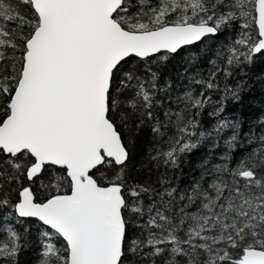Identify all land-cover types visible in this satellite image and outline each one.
<instances>
[{"label":"snow or ice","instance_id":"1","mask_svg":"<svg viewBox=\"0 0 264 264\" xmlns=\"http://www.w3.org/2000/svg\"><path fill=\"white\" fill-rule=\"evenodd\" d=\"M229 28L225 67L165 104L160 68ZM257 55L264 0H0V217H12L0 264L29 247L37 264H264V131L245 134L255 146L234 159L239 123L199 119L216 74ZM145 125L157 168H179L205 141L224 151L184 186L167 171L131 182L132 133Z\"/></svg>","mask_w":264,"mask_h":264},{"label":"trees","instance_id":"2","mask_svg":"<svg viewBox=\"0 0 264 264\" xmlns=\"http://www.w3.org/2000/svg\"><path fill=\"white\" fill-rule=\"evenodd\" d=\"M235 38H237V32L234 29H225L215 37H208L203 42L187 46L180 55L161 67L157 86L161 89L158 93L159 97H165L167 93L164 103H171L175 108L177 97L189 90L199 92L201 85L196 84L195 81L207 79L217 66L225 67L223 56ZM216 82L220 84V89L205 91L206 96H212L213 103L204 110L199 119L205 129H211L219 118L239 123L244 143L234 153V159H238L255 146V143L248 142L245 134L249 131L257 134L264 131V56L257 55L251 64L233 69V74L227 78L224 77L223 72H218ZM242 85L244 87L242 91H239L238 101L232 99L230 95L225 96V86L235 90ZM218 107L223 108L219 117L207 115ZM125 131L127 133L128 130ZM228 131L226 130L225 135ZM132 135L134 143L130 149L132 159L128 173L131 182L154 185L161 174L167 171L180 186H184L199 176L200 165L205 159L218 161L224 151L222 140L220 146L216 148L212 147V142L205 141L197 149L180 158L179 168L166 169L163 165L157 168L150 160V155L158 146L153 139L150 126L145 125L139 131H134ZM11 219V215L0 217V223L7 225ZM29 223L32 226L33 239H35L36 222L32 220ZM16 227L22 228L19 224ZM18 259L19 264H37L38 249L29 247L21 252Z\"/></svg>","mask_w":264,"mask_h":264}]
</instances>
